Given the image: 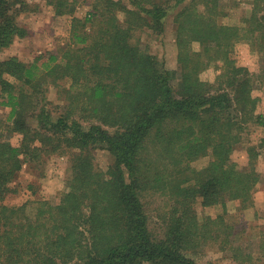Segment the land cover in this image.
<instances>
[{
	"label": "trees",
	"instance_id": "1",
	"mask_svg": "<svg viewBox=\"0 0 264 264\" xmlns=\"http://www.w3.org/2000/svg\"><path fill=\"white\" fill-rule=\"evenodd\" d=\"M48 1L56 16L79 3ZM25 4L0 0V51L24 37L16 18ZM250 4L239 27L218 23V0H94L84 19L73 17L64 48L30 63L0 61L7 131L21 136L18 145L0 141V199L24 164L73 154L58 203L35 201L30 213L28 203L0 202V264H198L190 254L217 241L219 227L231 230L221 215L201 222L194 203L251 204L260 179L254 146L246 149L248 169L232 157L248 123L264 129L252 95L264 70L256 78L232 58L236 43L254 44L264 33V0ZM176 6L177 67L168 70L133 35L144 28L161 34ZM217 63L215 79L203 80ZM49 86L65 100L56 117L46 109ZM97 149L113 157L106 170L94 164ZM202 158L206 166L193 168ZM150 191L168 195L161 235L142 200ZM234 251L239 264L252 260Z\"/></svg>",
	"mask_w": 264,
	"mask_h": 264
},
{
	"label": "rangeland",
	"instance_id": "2",
	"mask_svg": "<svg viewBox=\"0 0 264 264\" xmlns=\"http://www.w3.org/2000/svg\"><path fill=\"white\" fill-rule=\"evenodd\" d=\"M26 4L17 14V24L25 30L24 37L15 38L12 44L0 51V61L9 57H17L19 60L30 63L38 56L50 51H58L70 43V28L73 17L84 19L90 10L94 0H79L75 11L68 15L56 16L53 7L48 0H23ZM128 4V0H122ZM251 0H218L220 12L218 23L243 27V21L251 11ZM181 8L176 6L169 11L165 19L164 31L157 34L146 28L134 32L133 40L141 47L148 49L160 64L168 69L177 67V48L173 16ZM194 50H199L197 43L192 45ZM232 58L239 66L246 67L250 73L260 74L264 70V33L258 34L257 41L252 44L246 41L236 43ZM217 65L212 64L201 73L203 80L213 81L219 73ZM256 79L252 95L258 99L256 113L264 114V83ZM48 104L53 116L64 111L65 100L53 86L48 87ZM0 97V141H8L18 145L20 135L7 131L8 115L10 108L1 104ZM255 147L257 155L255 169L259 175V182L252 193V203L243 205L240 202L227 201L224 207L216 206L204 208L200 199L195 201L194 209L201 222L208 217H223L224 224L231 228L222 232L219 227L217 241L209 240L199 250L190 254L198 264H239L234 259L236 255L252 260L246 264H264V129L255 123H248L241 132V142L233 152V159L241 169L249 168L247 148ZM94 153V164L98 169L106 170L112 163V155L105 149H97ZM72 151L60 152L48 155L39 164H24L16 173L10 185V192L0 202L9 206H19L28 203L29 212H32L35 201L46 200L58 203L66 188V180L70 167ZM209 158H202L192 163V167L200 170L206 166ZM168 195L162 192L150 191L142 196L149 215V226L154 234L161 235L164 224L163 214L169 209ZM31 207V209L29 208ZM221 225V221L217 219ZM218 225L213 226L217 229ZM215 232H213L214 234ZM224 238V239H223ZM221 241H226L225 249L221 248Z\"/></svg>",
	"mask_w": 264,
	"mask_h": 264
}]
</instances>
